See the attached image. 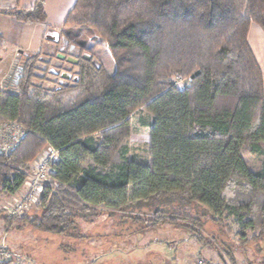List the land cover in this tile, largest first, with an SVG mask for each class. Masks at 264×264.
Returning <instances> with one entry per match:
<instances>
[{
    "label": "trees",
    "instance_id": "trees-1",
    "mask_svg": "<svg viewBox=\"0 0 264 264\" xmlns=\"http://www.w3.org/2000/svg\"><path fill=\"white\" fill-rule=\"evenodd\" d=\"M3 14L46 20L41 1ZM251 24L264 32V0H76L63 28L96 37L80 45L77 74L63 76L70 85L35 86L34 56L17 91L0 90V123L24 130L0 154V196L19 192L44 147L58 152L41 213L0 218L77 238L78 221L104 212L136 213L123 218L147 230L193 211L224 227L231 219L237 245L264 241V81L248 45ZM173 73L191 77L189 87H170ZM137 111L151 117L145 163L122 143ZM225 250L235 264V250Z\"/></svg>",
    "mask_w": 264,
    "mask_h": 264
},
{
    "label": "rangeland",
    "instance_id": "rangeland-1",
    "mask_svg": "<svg viewBox=\"0 0 264 264\" xmlns=\"http://www.w3.org/2000/svg\"><path fill=\"white\" fill-rule=\"evenodd\" d=\"M70 31H75V34L77 32L76 37L68 35ZM94 37L96 34L92 31L63 29L56 53L69 54L79 59L82 50L77 46L78 42L84 43ZM104 47L110 55L108 48L105 45ZM1 48L2 46L0 53ZM73 48L79 54L71 53ZM32 59L27 58L21 63L12 61L8 66L7 79L2 83L0 90L16 92L21 75ZM33 64L37 79H33L32 83L47 91L58 89L60 85H70L69 80L62 77L63 73L73 78L78 71L75 66L60 62L55 57L49 59L37 56ZM174 83H186L189 86L191 77L173 73L168 79V85L173 87ZM150 120V115L145 111L132 114L129 135L122 141L128 147L129 154L141 163L148 160L146 124ZM47 153L49 148L44 147L35 159L27 164L26 178L33 175L37 163L45 158ZM50 172L51 170L49 175ZM49 185L51 188L56 185L51 178ZM27 191V185L23 184L16 194L0 196V217H12L6 215L3 206L14 205L20 195ZM44 191L45 189L36 199V203L24 211L23 214L30 219L41 213L38 205ZM144 213L147 212H137V215L146 220ZM187 214L186 219L176 220L174 225H160L144 230L147 228L146 222L138 223L140 220L123 218L124 215L136 216V213L123 215L104 212L92 223L78 221L80 236L77 238L46 233L17 222L8 224L0 218V247L11 253L15 263L24 264H195L199 259L212 264H231L225 255V247L235 250V264H264V241L253 240L242 246L237 245L236 227L231 219L227 221V227H224L200 218L193 211H188ZM222 240L225 247H222ZM200 252L201 256L198 255Z\"/></svg>",
    "mask_w": 264,
    "mask_h": 264
},
{
    "label": "crops",
    "instance_id": "crops-1",
    "mask_svg": "<svg viewBox=\"0 0 264 264\" xmlns=\"http://www.w3.org/2000/svg\"><path fill=\"white\" fill-rule=\"evenodd\" d=\"M38 1L43 3L46 16L44 23L20 22L3 14L12 9H29ZM75 2L76 0H0V36L3 39L0 53V87H2V83L7 79L8 66L14 60L21 63L23 60L34 56L49 59H54L55 57L60 62H67L73 66L76 65L77 58L69 54L56 53V49L59 47L62 39L64 21ZM67 34L75 35L76 37L77 32L75 34V31H70ZM247 40L261 69L264 81V32L256 24H251ZM81 44V42H78L77 46ZM101 50L108 69L112 70L113 61L111 56L106 51L104 45H101ZM70 52L79 54L74 48ZM65 74L63 73V75ZM198 255L201 256V252ZM205 263L208 264L207 261Z\"/></svg>",
    "mask_w": 264,
    "mask_h": 264
},
{
    "label": "built area",
    "instance_id": "built-area-1",
    "mask_svg": "<svg viewBox=\"0 0 264 264\" xmlns=\"http://www.w3.org/2000/svg\"><path fill=\"white\" fill-rule=\"evenodd\" d=\"M61 50V49H60ZM62 51V50H61ZM180 84V85H178ZM173 88L178 90L187 89L189 86L186 83H174ZM24 136V130L21 125L16 122L0 123V154L11 152ZM49 153L45 155V158L41 159L36 165V171L33 175L27 177L24 181V185H27L28 191L20 195L19 199L14 202V205H4L3 210L8 216H17L29 210L33 203H36V199L43 190L48 186L50 179L49 170L50 164L58 159V152L50 147ZM27 180V181H26ZM2 208V207H1ZM0 264H24L15 263L10 252L4 247H0ZM195 264H206L204 260L199 259Z\"/></svg>",
    "mask_w": 264,
    "mask_h": 264
},
{
    "label": "water",
    "instance_id": "water-1",
    "mask_svg": "<svg viewBox=\"0 0 264 264\" xmlns=\"http://www.w3.org/2000/svg\"><path fill=\"white\" fill-rule=\"evenodd\" d=\"M63 76H65L66 78H70V75L69 74H65Z\"/></svg>",
    "mask_w": 264,
    "mask_h": 264
}]
</instances>
